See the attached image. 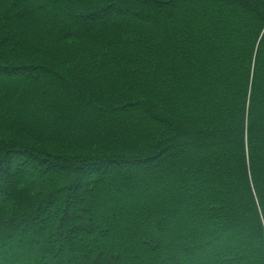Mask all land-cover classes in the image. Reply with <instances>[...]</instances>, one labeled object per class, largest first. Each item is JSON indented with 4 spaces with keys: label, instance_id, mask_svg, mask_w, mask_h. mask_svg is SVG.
I'll use <instances>...</instances> for the list:
<instances>
[{
    "label": "trees",
    "instance_id": "1",
    "mask_svg": "<svg viewBox=\"0 0 264 264\" xmlns=\"http://www.w3.org/2000/svg\"><path fill=\"white\" fill-rule=\"evenodd\" d=\"M0 264H264V0H0Z\"/></svg>",
    "mask_w": 264,
    "mask_h": 264
}]
</instances>
